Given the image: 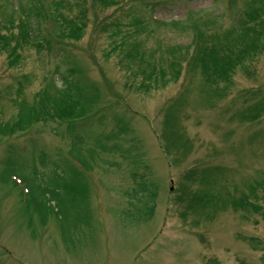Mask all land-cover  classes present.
I'll list each match as a JSON object with an SVG mask.
<instances>
[{
  "label": "rangeland",
  "instance_id": "1",
  "mask_svg": "<svg viewBox=\"0 0 264 264\" xmlns=\"http://www.w3.org/2000/svg\"><path fill=\"white\" fill-rule=\"evenodd\" d=\"M0 34L26 39L0 50V264H264V0H0ZM240 44L208 81L198 51Z\"/></svg>",
  "mask_w": 264,
  "mask_h": 264
},
{
  "label": "trees",
  "instance_id": "2",
  "mask_svg": "<svg viewBox=\"0 0 264 264\" xmlns=\"http://www.w3.org/2000/svg\"><path fill=\"white\" fill-rule=\"evenodd\" d=\"M115 3V2H114ZM57 19V24L59 27V31L60 33L58 34V37H65V38H70V39H78L80 37V35L82 34V30H83V25H77L75 23V20H71V19H67L65 17H63L61 14H58ZM49 20V19H48ZM50 21V20H49ZM24 22V21H23ZM23 22H21V24H24ZM30 26V24H29ZM24 31V28H23ZM26 39L24 38L23 35H21L20 37H16V35H11L9 37H7V35H2L0 34V50L6 52L7 50H9L10 48L13 50V52L15 51V49H18L19 46H21L23 44V42H25ZM10 42H15V44L12 45L11 47V43ZM38 47H40V45H38ZM203 49L201 52L198 51V56H196V60L199 63V65L202 68L203 71V75L206 76L208 81L211 82H217V81H227L229 79V76L232 74L234 68V64L236 62V64L240 61V58L243 56V52H245V49H247V45L246 44H240V46H233V47H225L223 49L221 48H217L215 46H206L201 48ZM200 49V50H201ZM12 52V53H13ZM12 53H8V56L11 60V62H14L15 56ZM168 67L169 68H173V70H175L174 74H173V80H176L177 77L179 76L180 73V60L179 59H174L173 61L168 62ZM159 74L161 77V80H163L162 85H164L166 83V79H165V75L161 70H159ZM156 72L155 70H150L149 72H144L143 73V77L147 80H152L155 77ZM66 87L64 89H62L63 91H57L60 93H63V99H70V105L68 106V108L63 109V110H57L54 111L57 112L54 114V116L56 117H60L62 115H67L70 116L72 118H75L74 120H78L80 116H82L85 112L84 107L81 105L80 100L84 99V97H86V91L84 93V84L82 81V78L76 79V81L73 83H68L65 82ZM62 97V96H61ZM89 97V96H88ZM80 105V106H79ZM77 106L79 108V111L77 109ZM41 112H44V107L40 108ZM24 114V113H23ZM29 114L26 115L27 118L23 119V122H26L27 119L29 118ZM43 115H48L46 113L42 114L41 116H34L32 121H37L39 118H41ZM78 117V118H77ZM44 120V119H43ZM69 127H70V139H72V146L70 148V152L72 150H74L73 148V144H77L81 141V134L76 132V125L75 123H71L73 121H69ZM16 124V123H15ZM9 124L5 125V127L3 129L0 130H4L5 132H13V127L9 126ZM7 127V128H6ZM1 128V127H0ZM77 134V135H76ZM73 137H75L73 139ZM114 149H119V146H113ZM123 154V153H122ZM81 160V159H80ZM139 181L135 180V185L136 187L133 188V193H131V197L134 198V200L137 202L136 204H133L132 206L135 208L137 213L141 212V218L142 220H146L151 218L152 216V210H153V205H154V194L151 193L150 195V201H148V205L144 204V206L141 207V203H140V198L142 197L143 193H147L149 192L146 186H139L137 183ZM257 188L260 190V192H262L263 194V199H264V180L261 183H257ZM255 189L251 188V192H254ZM245 199L244 198H240L235 205L239 206L245 203ZM247 202V201H246ZM140 205V206H139ZM248 205L252 208V211L260 214L261 217L264 219V207L263 206H259V205H255L252 203H248ZM38 210L39 212H43V208L42 206H38Z\"/></svg>",
  "mask_w": 264,
  "mask_h": 264
}]
</instances>
